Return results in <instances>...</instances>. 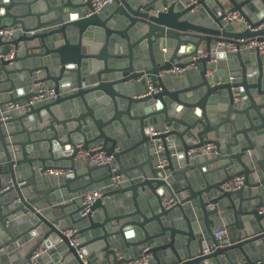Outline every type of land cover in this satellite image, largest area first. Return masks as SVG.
I'll return each instance as SVG.
<instances>
[{
    "label": "water",
    "instance_id": "95a60500",
    "mask_svg": "<svg viewBox=\"0 0 264 264\" xmlns=\"http://www.w3.org/2000/svg\"><path fill=\"white\" fill-rule=\"evenodd\" d=\"M113 1L0 0V264L20 246L27 264L40 247L63 264H264V54L244 48L264 41V0ZM97 145L112 163L77 158Z\"/></svg>",
    "mask_w": 264,
    "mask_h": 264
},
{
    "label": "built area",
    "instance_id": "2783aa9c",
    "mask_svg": "<svg viewBox=\"0 0 264 264\" xmlns=\"http://www.w3.org/2000/svg\"><path fill=\"white\" fill-rule=\"evenodd\" d=\"M192 1V0H191ZM113 0H93V4L95 7L96 11H99L101 8H103L104 6L107 5H111L113 4ZM226 18L228 20H233V21H240L243 19L242 15L238 12V11H231L227 13ZM12 33V29L11 28H4V29H0V35H6V36H10V34ZM244 48L247 49H258L260 53L264 54V41H258V40H250L249 42L244 44ZM236 51V45L229 43L226 46V52H235ZM1 56V55H0ZM9 56H12V53L9 54ZM201 55H197L193 58V61L188 63L186 66L183 67H174L171 70H168V72H175V73H181L185 70H199L200 66L199 63L196 62L197 58H199ZM217 50H213L212 51V59L210 61V63H215L217 62ZM167 71H164L162 73H165ZM213 70L209 69L208 73L209 74H213ZM237 76H231L230 79L234 80L236 79ZM159 90V86L156 85L154 82H152L151 80L148 81V85L146 88V91L144 92L143 95H150L151 93L157 92ZM48 93L50 95L54 94V90L50 89L48 90ZM234 94L236 96V98L238 99V95H239V89L238 87L234 88ZM37 98H33L31 100V103H34L35 100ZM17 105L15 104H10L8 109H13L15 108ZM7 116H2V119H6ZM206 150H210V149H214L213 146L211 144H208L205 147ZM90 151H93V153H91ZM80 150L77 153V158L78 159H82V160H89L94 164L97 165H105L108 163H112L113 162V156L112 155H108L102 148L101 145H97L91 148V150ZM215 151V150H214ZM49 174H64L66 172V170L63 169H54V168H50L46 171ZM244 183V176L243 175H239L236 176L235 178H233L232 180H230L229 182L224 184V187L228 190H236L239 189ZM104 191L105 189H103V187H99V188H94V189H87L85 190L82 194H80L79 199L87 204L90 205L92 203H94L97 199L102 198L104 195ZM163 203L166 207H171L173 206L176 202L171 199V198H163ZM88 208L83 212V214H86L88 212ZM261 211L264 212V207L261 208ZM76 232V229L70 228L67 229L65 231V233L71 237V241L73 244H77L78 243V239L72 237L74 235V233ZM228 233L227 228H219L216 229L214 231L215 234V238H221L223 236H226ZM149 247H147L146 249H148ZM47 248L46 247H40L38 248L34 254L32 255L31 259L33 261L34 264H42V262L40 261V257L47 252ZM208 251V250H205ZM150 254H144L139 258H136L128 263L125 264H146L149 259H150Z\"/></svg>",
    "mask_w": 264,
    "mask_h": 264
},
{
    "label": "crops",
    "instance_id": "0c3cea01",
    "mask_svg": "<svg viewBox=\"0 0 264 264\" xmlns=\"http://www.w3.org/2000/svg\"><path fill=\"white\" fill-rule=\"evenodd\" d=\"M219 69L221 71H223V73L226 74L227 77H229V75L232 73V71L230 70V67H229V63L227 62L226 59L223 60V63L219 65ZM192 80H196V76L198 73H196L195 71H192ZM216 74V71L213 72V74ZM124 119H126V129L124 130V135H125V138L128 139L129 141V145H131L132 147V151H131V156H140L141 155V150H138V148H135L134 147V144L137 142L138 138H137V134H136V129H135V126L133 124V120L130 119L129 117L127 116H124ZM135 148V149H134ZM125 161H127V164H131L132 162V159L130 161V159L128 157L125 158ZM126 164V163H125ZM138 203L140 206H142L144 203H145V200H146V196H145V192H142L141 195L138 197ZM209 207L212 208L214 207V204H209ZM221 221L220 224H217L215 227H214V231L216 229H219V228H227L226 225H225V220L223 218H220L219 219ZM26 249L23 248L22 246H20L18 249H9L8 251V254L7 256V259H5V263H11V264H27V260H26V257L24 255V253L26 252L25 251ZM1 252V251H0ZM46 253V252H45ZM10 257H15V260H12L10 259ZM42 264H63L60 259H57V258H53V257H49L48 259L44 260V261H41Z\"/></svg>",
    "mask_w": 264,
    "mask_h": 264
}]
</instances>
